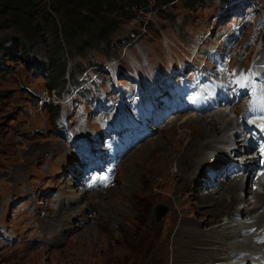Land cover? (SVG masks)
Returning a JSON list of instances; mask_svg holds the SVG:
<instances>
[{
    "label": "rangeland",
    "instance_id": "1",
    "mask_svg": "<svg viewBox=\"0 0 264 264\" xmlns=\"http://www.w3.org/2000/svg\"><path fill=\"white\" fill-rule=\"evenodd\" d=\"M113 1V9H118L121 17H113L112 25L117 29L109 41H97L94 31L86 26L76 32L72 45L65 47L62 34L67 20L54 15L52 0H46L49 16L41 17L37 11L32 14L31 25L38 26L39 31L28 40L29 57L16 51L13 38L9 39L16 31L0 29V264L236 261L235 253L206 257L201 251L205 245L201 241L206 237L196 233L197 227L202 230L206 225L195 220L204 217L207 210L202 208L206 203L201 195L213 191L205 169L216 163L211 164L207 157L214 151L216 156L237 162L241 152L225 153L223 143L216 150L206 148L198 156L203 162L197 166L194 180L202 181L201 186L189 183V189L181 193V211L173 200L177 182L168 177L165 183L159 176L161 172L176 173V161L188 147L187 142L192 139L201 145L208 141L202 136L201 121L212 127L213 119L221 114L211 120L199 118L201 121L192 120L197 118L194 116L182 117L166 125H171L170 129L165 126L126 159L110 191L84 195L77 151L87 142L102 140L106 124L101 125L102 113H96L101 101L106 100L104 105L109 110V101L121 99L130 90L154 84L185 63L199 64L204 60L203 51L211 53L227 30L234 34L231 22L237 11L254 9L257 16L248 39L234 52L233 63L242 68L264 58V0H250L248 5L243 0ZM207 38L210 41L206 42ZM252 46H256L253 51ZM63 62L65 68L61 67ZM56 67L60 73L54 77ZM234 116L231 112L226 118L237 120ZM234 126H238L235 121L222 134L230 142L239 131ZM97 129L101 136L94 138L92 133ZM164 152L171 157L160 158ZM227 170H215V177ZM74 171L79 172L78 180L72 178ZM222 175L219 182L223 183L226 177ZM253 191L248 185L246 192H238L245 201L228 208L212 225L251 221L237 212L246 211L245 202L255 199ZM221 192L215 196L221 197ZM159 204L169 211L157 222L155 208ZM262 212L263 205L252 220ZM186 232L191 233L192 246ZM223 257L228 258L226 262Z\"/></svg>",
    "mask_w": 264,
    "mask_h": 264
},
{
    "label": "bare ground",
    "instance_id": "2",
    "mask_svg": "<svg viewBox=\"0 0 264 264\" xmlns=\"http://www.w3.org/2000/svg\"><path fill=\"white\" fill-rule=\"evenodd\" d=\"M244 5H248L250 0H243L242 1ZM229 9V8H228ZM236 20V19H235ZM221 29V27H220ZM260 35V34H259ZM223 36H228L230 37V34H224ZM210 41V38H207L208 42ZM255 43L257 41H254ZM254 43V45H255ZM243 45V44H242ZM253 45V46H254ZM252 46V48H253ZM256 47V46H255ZM255 47L252 49V51L255 49ZM200 49V48H198ZM263 50V49H262ZM204 56V62L203 64H207V62H205V55H206V50L203 51ZM261 54V52L259 53V55ZM254 63L256 65H260V64H264V58L261 59H256L253 60ZM186 65H184L183 67H185ZM151 92V91H150ZM102 110H96V113H102V115L104 114V116L106 117L108 115L109 110H107V108H102ZM106 110V111H103ZM235 114H240V110H236L234 111ZM222 115V117H219L217 119H213V126L211 127V125H207L206 123H204L203 121H201L198 117L197 118H191L192 120L196 119L197 121H201L203 123L202 126V136L205 138L204 141L208 140L206 143L201 144V145H196L197 141L190 139L186 145H188V147L183 150V153L181 154V156L179 157V159L176 161V173L173 172L170 175V171L169 172H161V174L159 175L160 178H162L161 180H165V183L167 182L166 178H170L172 180H175V182H177L176 184H178V187L174 188V191L177 193V195L173 198L174 203L176 205H178V209L179 211H181L182 206L184 204V200L182 198L181 193L186 192L189 189V183H195V185L197 186L196 188H199L201 186V182L202 181H196L194 182V180L196 179V169L197 166L199 164H201L202 161V157L198 158V156L206 149L209 148L211 150H216V148H219L218 145L220 144H226L225 149V153H235V152H242L240 151V148L242 149V143L240 142L239 138L241 137L238 134H234L235 137V141L233 140V142H230L229 138L227 136L222 135L223 131L227 130V128L232 125L235 121V125L238 126H234L240 129V127L242 126V123L244 122H240L239 117L237 115V120H227L226 116L224 113H220ZM218 114V116L220 115ZM194 115H191V117H193ZM213 117V116H212ZM212 117H203L204 119H212ZM191 120V121H192ZM172 124H174V122H172ZM171 124V125H172ZM170 125V126H171ZM170 126H166L164 129H170ZM163 129V130H164ZM94 136V138H97L96 136L100 137L101 133L98 131L96 133H92ZM91 142V140H90ZM191 142V143H190ZM179 145V143L177 144ZM171 154L169 153L168 155H166V153L164 152V155H161L160 158H170ZM241 157V156H240ZM209 157H207L208 159ZM227 158V157H226ZM201 159V160H200ZM228 162H231L230 159H226ZM237 162L239 160H241V158H236ZM166 161V160H165ZM164 160L161 162H165ZM184 161H188V167L184 168ZM76 164V161H73ZM184 162V163H183ZM256 163V160L253 161H249L248 165L250 166H254V164ZM215 166H212L210 168H214ZM192 168H194V170H192ZM218 169V168H215ZM227 169V168H226ZM187 171V173H186ZM78 173L77 171L73 172V180H78ZM223 173L220 174V176ZM223 177V175H222ZM79 178H81V175H79ZM225 178V177H224ZM228 177H226V181L219 182V176L213 181L210 182L212 183L213 186V191L212 192H208V194L205 195H201V200H204V202L206 203L202 208H207V210L204 212V217H200L201 219L196 218L195 221H200L202 220L203 222L201 224L206 225L205 228L207 229H202L199 228L197 226V230L196 233L197 234H201L202 236H205L206 238H204L201 243L205 244L203 245V249L201 250L203 252V254L206 257L209 258H217L219 257V255L222 252H227L230 255L232 254H237L240 255L241 252L246 253V252H250V251H262L263 246H258L255 243V239L252 236H244L243 241H237L235 240V238L237 237H243V234L246 230L249 229H253V228H258L261 229L262 227H264V212H262L263 214H261V216H259L257 218V220H252L253 217L261 211L262 205L264 208V194H261L260 192L256 191L255 193V201H247L245 202V212H242L241 210H239V212H237L238 214H242L244 215L245 218L251 220L248 222L242 221L239 223H233V221H223L222 223H218L217 225H212L214 219L218 216L221 217L222 213L226 212L228 210V208L230 209V207L237 205L238 203H243L245 200L239 196L238 192H246L247 187L249 184H244V182H241L237 179L234 180H229L227 181ZM187 181V184H184V182ZM227 182V183H225ZM246 182H248V179L246 180ZM261 182V180H260ZM191 183V184H192ZM183 188L185 190H183ZM224 189V190H223ZM111 189L107 190L110 191ZM223 191V192H221ZM219 192H221L220 195L221 197H216L215 194H218ZM255 192V191H253ZM83 194V193H82ZM85 195V193H84ZM254 195V194H253ZM194 196V195H193ZM200 196V195H199ZM182 198V199H181ZM189 199V198H188ZM260 203V205H259ZM250 204H252L253 206H250ZM198 208L202 209L199 205L200 202L198 201ZM195 212H197V214L200 215V212L198 211V209L195 210ZM228 214V213H227ZM225 215V214H224ZM182 217L184 218V220H187L186 215ZM211 217V219H210ZM246 219V220H247ZM238 221V220H236ZM197 222H195L194 224H198ZM185 236L187 238H190L189 243L190 246H192L194 244V241L191 239V233L190 232H186ZM207 250V251H206ZM225 250V251H224ZM206 252V253H205ZM239 253V254H238ZM242 254V253H241ZM255 256L259 255L258 253L254 254ZM245 259L249 260L248 256H244ZM223 261L226 262L227 261V257H223ZM219 260V259H218ZM217 260V261H218ZM212 261V260H211ZM209 261V263L211 262ZM260 264H264L263 262H259ZM225 264H236L235 260H230L228 263Z\"/></svg>",
    "mask_w": 264,
    "mask_h": 264
},
{
    "label": "trees",
    "instance_id": "3",
    "mask_svg": "<svg viewBox=\"0 0 264 264\" xmlns=\"http://www.w3.org/2000/svg\"><path fill=\"white\" fill-rule=\"evenodd\" d=\"M50 6L54 15L67 20L63 25L62 34L66 42L65 47L72 45L75 35L81 32V27L86 26L94 31L97 41H109L110 34L117 29V26L112 25L115 23L113 17H121L120 11L113 9L116 7L113 0H52ZM141 8L142 6L137 8V11ZM36 11L41 17L50 15L46 0H0V29L9 28L16 31L17 34L9 39L13 38L15 50L25 57H29L28 40L39 31L38 26L31 25L34 23L32 14L36 15ZM65 65L63 62L61 67L65 68ZM59 73L60 70L56 67L52 75L57 77Z\"/></svg>",
    "mask_w": 264,
    "mask_h": 264
},
{
    "label": "water",
    "instance_id": "4",
    "mask_svg": "<svg viewBox=\"0 0 264 264\" xmlns=\"http://www.w3.org/2000/svg\"><path fill=\"white\" fill-rule=\"evenodd\" d=\"M168 207L162 204H159L155 208V214H156V221L160 222L167 214H168Z\"/></svg>",
    "mask_w": 264,
    "mask_h": 264
}]
</instances>
